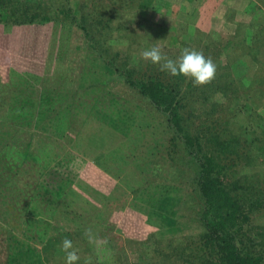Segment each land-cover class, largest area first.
<instances>
[{
	"label": "trees",
	"instance_id": "16d2710c",
	"mask_svg": "<svg viewBox=\"0 0 264 264\" xmlns=\"http://www.w3.org/2000/svg\"><path fill=\"white\" fill-rule=\"evenodd\" d=\"M156 1L0 0L2 25L52 21L67 26L75 35L81 32L76 61L81 73L79 88L70 91L55 77L45 79L33 119L43 133L0 121V264L41 256L31 242L36 239L40 243L49 228L42 258L47 264H58V259L62 264V256L55 255L62 241L67 238L77 243L75 234L84 235L85 231L73 233L54 225V211L47 204L55 201L56 209L73 180L62 173L58 181L54 176L51 181L39 178L29 156L35 136L64 135L73 113L102 125L95 144L122 159L123 163L117 158L120 163L116 164L121 172L128 160L123 147L128 144L115 134L127 135L125 141L130 143L128 131L141 121L165 123L167 144L152 159L150 177L132 193L133 199L143 204L147 223L158 227L140 244L157 248L167 237V249H156V256L142 249L140 255L147 264H264V135L261 131L250 134L245 124L232 127L238 118L246 116L243 121L247 122L251 106L263 104L259 105L264 99L263 80L245 83L233 67L238 60L247 64L246 57H251L256 67L263 65L264 61L258 60L263 29L259 28L261 34L257 32L258 37L248 46L235 35L223 39L216 31H201L188 23L158 24L161 32L151 23L147 29L152 31L144 37L138 11L153 8ZM256 1L264 8V0ZM248 27L256 30L253 25ZM168 32L172 33L166 37L169 42L164 36ZM121 39L127 48L120 47ZM132 46L134 57L129 52ZM152 47H160L173 60L186 47L202 51L216 64V77L208 85L195 87L183 76L160 71L158 65L140 59V53ZM236 49L239 52L234 53ZM217 92L222 100L216 98ZM255 118L251 124L264 131L261 114ZM15 146L22 150L20 161L14 155ZM60 160L67 162L68 158ZM57 164L45 168L51 172ZM155 187L171 190L159 198L157 213L147 209L144 199H151L147 191Z\"/></svg>",
	"mask_w": 264,
	"mask_h": 264
},
{
	"label": "rangeland",
	"instance_id": "374dc122",
	"mask_svg": "<svg viewBox=\"0 0 264 264\" xmlns=\"http://www.w3.org/2000/svg\"><path fill=\"white\" fill-rule=\"evenodd\" d=\"M159 2L153 3V8L149 9H141L139 14L141 15V20L138 21L140 28L143 30L141 31L145 36L147 37V31L151 29H147L149 27V24L156 23V29L160 31V26L158 24H161V26L169 27L170 25H179L188 23L190 25H193L194 27L199 28L201 31L210 32V31H216L221 34V38L227 39V37H230L231 35H235L237 39H242L245 41L248 46V44H251L254 42V39L258 37L257 32L261 34V31H258L259 28L263 29V33L261 34L262 40L260 41L261 45L258 48V60L264 61V8L260 6V4L256 0H158ZM240 6V7H239ZM239 7V9H238ZM242 7H244V11H242ZM144 10V11H143ZM129 19V17H128ZM131 17L129 19L132 20ZM51 24V31L53 33V36L51 38L50 46L52 48V54L49 56L48 59V66L50 67V70L53 71L54 74L50 75L51 77H55L59 80V85L64 89L71 90H78L79 83H80V70L78 69V66L76 65V61L78 58V50H77V41L79 38V35L81 32L77 33V35L74 34V32H70L68 30V27L65 25H62L58 22H50ZM137 24V23H133ZM29 25V24H28ZM249 25H253L256 30L248 27ZM136 27V25H133ZM155 26V25H154ZM261 26V27H260ZM159 27V28H158ZM29 28L30 30H27V33L31 31L30 26L26 28L18 27V25H10L5 26L0 24V40H6V51L12 52L17 51L21 52V47H19L20 38L21 43L23 39V31ZM147 29V30H146ZM254 30V31H253ZM33 31V30H32ZM152 31V30H151ZM149 32V35L151 33ZM172 34V33H171ZM170 32H168V35H164L165 38L169 37L171 35ZM163 36V37H164ZM244 37V39L242 38ZM12 38H14L12 40ZM16 39V40H15ZM140 39V38H139ZM163 38H160L159 41H161ZM122 44H120L121 48H127L126 47V41L124 39H121ZM167 42L169 40L165 39ZM12 42H14L12 46ZM1 43V42H0ZM47 44V42H44ZM25 51V50H24ZM129 52L132 54L133 52V46L130 47ZM239 52V49H236L234 53ZM18 53V54H19ZM129 53V54H130ZM22 54V53H20ZM21 56V55H20ZM131 56L134 57L132 54ZM223 60L224 57L222 56ZM247 64L242 61H237L233 65L234 72L236 71L237 75H243V81L245 83H249L251 80L253 81H260L263 80L264 82V63L263 65L260 64L256 67V65L251 60V57H246ZM222 60V59H221ZM225 61V60H224ZM18 63V62H16ZM246 74V75H245ZM247 76V77H246ZM264 85H262L263 87ZM216 98L222 100L221 93L217 92ZM260 103L262 104V107H252V110L250 111V116L247 117V122L243 121L246 116L238 118V121L232 124V127L238 128L239 125H248L249 129H251L252 133H258L261 131V133L264 135V131L261 129H258L257 127L253 126L251 122L256 119L255 114L260 113L261 116L264 119V99L260 100ZM75 117V120L72 121L71 125L69 126L66 133L62 136H54L51 135L50 137L58 140L57 138H64V136L69 132L71 133L72 128L74 134L80 135L82 139V133H84V137L87 134H93L96 135L98 133L103 132L102 125L100 123L95 122L92 118L89 119H83L80 115L73 113L72 114ZM259 115V114H258ZM24 122H26V118L30 120L31 118V112L28 113L27 116L22 117ZM34 118V116H33ZM72 119V118H71ZM33 121V120H32ZM27 123V122H26ZM35 123V121H34ZM34 123L32 122L31 125H29L27 128L31 130L36 131V127L34 126ZM244 125V126H245ZM165 123L158 119H152L151 121H141L140 124H138L137 128H132L130 131H128V135L131 138V142H126L124 138V142L128 144V146L123 147L124 151L127 153L128 160L125 163V170L123 172L120 171V169L113 163L112 161L108 162L107 158H103L102 164V170L107 174H99L95 173L94 176H97L95 178V181L99 180L100 177L104 178L105 181L107 180L110 184H113V180L110 178H120V189L119 185L117 184L115 190H107L105 192V196H103L104 201L108 202V207L110 206L112 209H114V213L116 214L115 219L116 221H111L112 214L109 212L108 216H103L102 220L98 222V225L96 223L92 224V228H87L85 226H88L89 222L86 221L88 211H87V200L82 197H79L78 199L72 200V198H65L63 205L59 204V206L55 209V201L48 203L50 208L54 212L51 211V218L53 217V221L56 215L57 210L59 218V222L57 226L60 227L61 230H69L74 232L78 231H85L86 229H91L92 232L95 234V236L98 238L99 243L91 244L89 243L88 239L83 235V233L75 234L79 240L77 243L72 242L73 246L78 249V254L80 256V260H83L81 264H84V261L88 258H91V264H147V259L143 258L140 253L142 249H144L148 255H155L156 256V249L158 250H165L167 249L165 245L167 241V237H163V240L160 241V244L157 246V248L152 246H143L140 244V241L144 240L142 239H135V238H124L120 236L117 232H115L116 225L119 224V221H123L126 214L133 213L138 215V219L141 217H145V213L143 212L144 206L141 202L138 200L133 199V192L134 189L142 186L144 182L150 177L151 171H152V159L158 155L166 146L168 141V135L165 132ZM255 128H257L255 130ZM38 130V129H37ZM42 132L41 130H38ZM37 132V131H36ZM43 133V132H42ZM39 134V132H38ZM122 134V133H118ZM41 135V134H39ZM49 135V134H47ZM93 135H89L92 138ZM45 136V135H44ZM49 137V136H48ZM57 137V138H56ZM62 137V138H61ZM95 139V138H93ZM128 141V140H127ZM75 144V143H73ZM84 144V146H83ZM89 146H95V149H97L101 153V149L96 146L95 142L93 143H84L79 142L78 146H80V149L82 147H85V145ZM70 142H63V141H54L45 139L42 137L35 136L33 146L31 147V154L32 159L36 163V169L35 173L41 177V179H46L47 181H51L52 176H54V181H58V178H61V173L63 175H66L68 180H73L75 182L76 177L79 174V168H82L85 165L86 158H82L81 155L77 154V151L74 152L71 150ZM77 145V144H75ZM19 147L15 146L14 154L16 155V159L20 161L22 156V150L18 149ZM104 151L108 152V155H110V151L107 147L102 146ZM67 149V150H66ZM103 151L104 155L105 152ZM18 155V156H17ZM100 155V154H98ZM103 155V154H102ZM68 158L67 162H64L61 159ZM58 163L52 170L47 171L45 167L48 165L54 163ZM130 162H132L130 164ZM119 165L118 163H116ZM46 169V171H44ZM60 172V173H59ZM43 174V175H42ZM99 174V175H98ZM110 176V178L108 177ZM52 180V181H53ZM98 183V182H97ZM97 187V186H96ZM49 188V187H48ZM50 189V188H49ZM170 189L166 187H155L153 190H148L147 192L149 195H152L151 199H146V196H144L145 202L147 203V209L149 211H156L154 213H157L159 211V198L163 197V194H169ZM175 191L171 192V195L174 194ZM98 194H102V191L100 190H94L93 195H96L97 199L100 198ZM179 192L175 195H178ZM143 195H146L145 191H143ZM99 196V197H98ZM117 198H120L122 201L129 199L130 202L133 203V206L127 207L126 205H120L121 202L120 199L117 200L119 204L114 205V202ZM55 200V198H54ZM63 201L62 198L60 199V202ZM65 204V205H64ZM54 208V209H53ZM125 209V210H124ZM119 210V211H118ZM124 210L125 212H122ZM136 211V212H135ZM55 214V215H54ZM155 216H158V214H154ZM96 217V214H92V218L94 219ZM97 216V220H98ZM162 217L163 214H162ZM24 218V217H23ZM51 220V221H52ZM119 220V221H118ZM52 221V223H53ZM122 223V224H123ZM97 225V227H93ZM47 226V221L44 222V226ZM150 225V224H149ZM165 225V224H164ZM45 226V227H46ZM154 231L158 229L157 226L150 225ZM50 230V229H49ZM48 230V233L46 234L45 238L41 240L39 243L38 240L34 239L36 243L31 242L37 250L41 251L40 255H32L23 258L20 262L16 261H7L6 264H47L45 260L42 258V253H44L43 250V244L45 243L46 239L49 237L50 232ZM17 234H20V232H16ZM54 232L52 231L51 234ZM80 236V237H79ZM38 243V244H37ZM34 248V247H33ZM158 250V251H159ZM51 253V250H49L48 254ZM55 255L62 256L63 262L62 264H65V255L61 251V249L57 248ZM146 255V254H144ZM79 260V261H80ZM156 260V258H155ZM154 260V261H155ZM78 261V262H79ZM157 261V260H156ZM5 262V261H4ZM58 264L61 263V260H57ZM77 262V263H78Z\"/></svg>",
	"mask_w": 264,
	"mask_h": 264
},
{
	"label": "crops",
	"instance_id": "0c3cea01",
	"mask_svg": "<svg viewBox=\"0 0 264 264\" xmlns=\"http://www.w3.org/2000/svg\"><path fill=\"white\" fill-rule=\"evenodd\" d=\"M50 24V22H46L43 24L34 23L29 25H18V27L22 28H26L28 26H30L31 28L29 34L27 33V30H30L29 28L23 31V43H21L20 38L19 47L22 45L20 49V53L22 54L17 52L19 50L8 53L6 51V40H0V97L2 96L4 99L3 101H0V119L2 118V120L0 121H2L5 125L6 123H9L10 125L16 126V128H24L31 125L32 122L34 123V121L32 120L34 119L33 116H35V111L37 113L39 109V100L43 92L44 81L48 76L54 74L48 66L47 59L52 54L50 42H52L51 38L53 36V33L50 28L51 26H49ZM13 39L14 38H12V40ZM45 41L47 42V44L44 43ZM13 44L14 42H12V46ZM29 112H31V118L30 120L26 118V123L23 121L24 119L22 117L27 116ZM71 118L72 123V121L75 120V117L72 115ZM13 133L14 132L6 135L5 139L10 140ZM89 135L93 134H87L86 136L88 137H84L85 135L84 133H82V136L84 138L82 139L81 137H79L80 135L74 134L72 128L71 133L68 132L64 136V138L61 137L62 139L56 137L58 139L56 140L50 136L48 137L42 134L40 136L54 141H68L71 143V145H69L71 147V150H73L74 152L77 151L78 155L80 154L82 158H86L85 165L82 168H79V174L76 177L75 182L73 181L72 183L67 185L62 196L63 201L60 202V206L61 204L63 205L65 198L71 197L72 200L78 199L79 197H82L83 199L85 198L87 200L86 205L88 211V218H86V221H90L88 226L85 227L92 228L93 223H96L98 225V222L103 219L102 217H107L109 212L113 215L111 221H116V214L114 213V209L110 211L111 207H108V202L104 201L105 199H103V196L106 195L104 191L117 189V184L119 185L118 187L120 189V183H117L119 182L120 178H110V176H108L114 182L113 184H110L111 182L106 183L108 181H105L104 178H101L102 176H99L100 179L95 181V178L97 176H94V174L96 172L99 174H106L102 170L103 166H101L103 165L102 161L104 157L107 158L108 162L112 161L113 163H115V165L116 163H120L122 159L116 156H112V153H110L109 156H106L108 155V152L104 151L101 146H98V148L101 149V153L99 152L100 150L98 151L97 149H95V146H89L87 144L85 145V147H82L80 149V146H78L79 142H95L96 139H93L96 138L95 135H93V138ZM115 135L117 137L116 139L121 141H124V138L127 136L124 134ZM103 151L105 152V155ZM9 153V151L6 152L8 156ZM29 156L32 157V154H29ZM117 158L120 161L117 160ZM21 159H23V157ZM121 163L123 162L121 161ZM131 163L132 162H130V164ZM94 190L102 191V194H98L100 198L97 199L96 195H93ZM119 199L120 198L116 199L114 205L121 202L120 205H126L127 207L133 206V203L130 202L129 199L124 201L120 199V201L117 202V200ZM124 210L121 211L125 212ZM58 212L59 210H57L56 215L54 214V221L52 220L53 217L51 218L53 224H56V226L59 222V218H57ZM93 213L96 214V217H94V219H90L92 218ZM97 216H99L98 220ZM123 219L124 223L123 221L118 220L119 224L116 225L115 232H117L124 238L146 239L148 235L153 233L152 227L146 221V216L144 218L141 217L138 219V215L129 213L128 215L126 214L125 218ZM96 224L93 227H97Z\"/></svg>",
	"mask_w": 264,
	"mask_h": 264
},
{
	"label": "clouds",
	"instance_id": "9594fccd",
	"mask_svg": "<svg viewBox=\"0 0 264 264\" xmlns=\"http://www.w3.org/2000/svg\"><path fill=\"white\" fill-rule=\"evenodd\" d=\"M140 59L158 65L160 71L169 75L183 76L190 80L195 87H203L210 84L216 77L217 66L210 57H205L202 51L183 48L176 60L168 58L161 51L160 47H152L140 53ZM85 237L89 243H99L98 238L91 229H86ZM61 251L65 255V264H77L80 260L78 249L73 246L71 240L65 238L61 243ZM84 264H91V258L84 261Z\"/></svg>",
	"mask_w": 264,
	"mask_h": 264
}]
</instances>
